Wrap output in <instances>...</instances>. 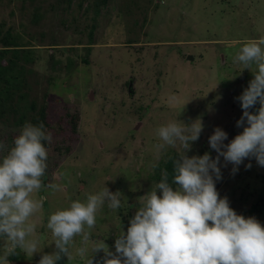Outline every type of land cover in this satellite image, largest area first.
Here are the masks:
<instances>
[{
    "label": "rangeland",
    "instance_id": "obj_1",
    "mask_svg": "<svg viewBox=\"0 0 264 264\" xmlns=\"http://www.w3.org/2000/svg\"><path fill=\"white\" fill-rule=\"evenodd\" d=\"M12 6L9 0H0V19H9L4 16ZM17 9L14 20L24 35ZM97 17L91 50L85 42L72 52L59 53L77 56L79 64L72 74L55 78L49 89L52 111L66 112L64 104H73L70 112L78 110L79 140L70 144L69 152L61 146L55 176L38 194L45 202L36 231L44 240L41 252L28 256L34 264L43 254L57 251L47 229L50 214L105 186L124 195L122 206L113 211L105 205L98 212L92 240L105 241L115 252L116 236L121 227L126 232L130 226L138 198L156 184L150 175L157 162L171 151H185L177 143L156 155L153 145L159 142L160 125L202 120L203 131L187 155L210 152L213 159L217 153L210 148L209 137L216 127L228 133L225 144L243 131L236 126L243 115L236 98L254 77L234 63V57L242 41L264 36V0H109ZM44 67L42 71L50 74ZM51 155L52 161L58 153ZM224 164L221 157L222 179L216 182L221 198L227 196L238 214L264 225V211L255 213L264 199V167L246 159L233 173L234 166ZM80 240L76 237L75 247ZM103 256L95 254L94 264ZM57 264L86 261L74 255L69 262L62 256Z\"/></svg>",
    "mask_w": 264,
    "mask_h": 264
},
{
    "label": "clouds",
    "instance_id": "obj_2",
    "mask_svg": "<svg viewBox=\"0 0 264 264\" xmlns=\"http://www.w3.org/2000/svg\"><path fill=\"white\" fill-rule=\"evenodd\" d=\"M234 63L254 77L236 98L243 112L236 126L243 128L242 133L225 144L228 133L216 127L209 137L215 159L210 152L189 157L203 131L202 120L191 124L170 120L160 125L156 129L159 142L153 145L156 155L177 143L185 151L173 161L172 182L165 169L161 180L138 198L130 226L126 232L121 227L116 236L115 252L105 241L92 240L98 212L105 205L113 211L122 206L124 195L105 186L87 193L84 201H72L50 214L47 229L57 251L43 254L38 264H57L62 256L71 262L74 255L94 264L100 252L104 256L99 264H264V225L255 217L238 214L216 187L222 179L221 157L225 167L234 166L233 173L246 159L264 167V36L242 41ZM257 104L254 113L251 110ZM51 140L42 122H26L14 146L0 158V237L4 238L0 264H10L9 257L17 255L18 249L29 257L41 252L44 236L36 229L45 198L38 194L48 167L45 142ZM5 148L0 142V151ZM246 167L250 169L251 163ZM76 237L81 238L79 247H75Z\"/></svg>",
    "mask_w": 264,
    "mask_h": 264
},
{
    "label": "trees",
    "instance_id": "obj_3",
    "mask_svg": "<svg viewBox=\"0 0 264 264\" xmlns=\"http://www.w3.org/2000/svg\"><path fill=\"white\" fill-rule=\"evenodd\" d=\"M108 1L9 0L13 6L4 16L9 19H0V142L6 145L5 150L0 151V158L14 146V139L26 122L33 125L42 122L52 136L50 143L45 142L48 167L42 178L44 186H48L51 176H55L61 146H66L69 152L70 144L79 140L80 115L78 110L70 112L69 107L73 104L63 105L66 112L51 110L49 89L52 82L55 78L72 74L79 64L77 56L59 53L72 52L85 42L89 45L87 51L91 50L88 47L94 44L97 16L101 15V9L106 8ZM19 2L21 5L17 6ZM16 8L20 12L24 35L14 20ZM88 21L92 24L89 25ZM81 61L89 62L86 58ZM43 65L50 74L42 71ZM52 152L58 155L51 161ZM180 155L176 151L164 155L155 165L150 179L158 183L161 172L166 169L171 183L173 161ZM255 209V213L264 211V199ZM2 246L0 239V248ZM17 253L9 257L10 264H34L19 249Z\"/></svg>",
    "mask_w": 264,
    "mask_h": 264
},
{
    "label": "water",
    "instance_id": "obj_4",
    "mask_svg": "<svg viewBox=\"0 0 264 264\" xmlns=\"http://www.w3.org/2000/svg\"><path fill=\"white\" fill-rule=\"evenodd\" d=\"M188 59H189V60H194V58H193V57H188Z\"/></svg>",
    "mask_w": 264,
    "mask_h": 264
}]
</instances>
